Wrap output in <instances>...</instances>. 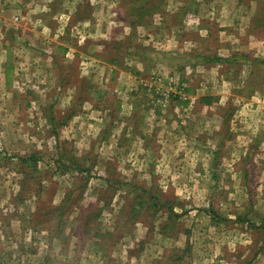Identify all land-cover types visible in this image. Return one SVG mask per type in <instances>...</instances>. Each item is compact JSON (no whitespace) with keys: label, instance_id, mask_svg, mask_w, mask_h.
I'll use <instances>...</instances> for the list:
<instances>
[{"label":"rangeland","instance_id":"rangeland-1","mask_svg":"<svg viewBox=\"0 0 264 264\" xmlns=\"http://www.w3.org/2000/svg\"><path fill=\"white\" fill-rule=\"evenodd\" d=\"M0 264H264V0H0Z\"/></svg>","mask_w":264,"mask_h":264},{"label":"trees","instance_id":"trees-1","mask_svg":"<svg viewBox=\"0 0 264 264\" xmlns=\"http://www.w3.org/2000/svg\"><path fill=\"white\" fill-rule=\"evenodd\" d=\"M146 7H149V9H151V8H153V4L148 3L145 5L144 2L142 3V1H140V2H137V5L134 7V11H137V13L139 12V14H137L136 16H133V21L139 22V25L143 24V23H140V21L141 22L145 21V20H143L141 13H144V11L147 9ZM130 18H132V17H130ZM131 21H132V19H131ZM127 23H125V24H127ZM127 26L129 27V23L127 24ZM18 160H19V164L23 167H25L26 165H30V168L34 167L33 170H35L37 167V165H36L37 159L33 155H30L27 157H20V158H18ZM30 170H32V169H30Z\"/></svg>","mask_w":264,"mask_h":264},{"label":"crops","instance_id":"crops-1","mask_svg":"<svg viewBox=\"0 0 264 264\" xmlns=\"http://www.w3.org/2000/svg\"><path fill=\"white\" fill-rule=\"evenodd\" d=\"M121 31H123V30H121ZM136 32V31H135Z\"/></svg>","mask_w":264,"mask_h":264}]
</instances>
